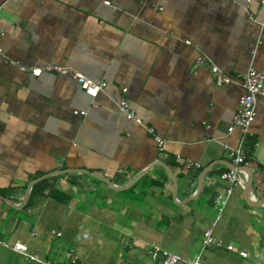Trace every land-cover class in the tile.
Wrapping results in <instances>:
<instances>
[{
  "label": "crops",
  "instance_id": "obj_1",
  "mask_svg": "<svg viewBox=\"0 0 264 264\" xmlns=\"http://www.w3.org/2000/svg\"><path fill=\"white\" fill-rule=\"evenodd\" d=\"M261 1L0 0V194L12 204L0 198V264H42L15 242L39 260L85 264L77 248L90 239L73 243L77 223L108 249L98 264H161L151 244L190 260L208 227L223 246L200 264H264V97L240 183L214 221L232 167L224 146L241 136L228 131L240 77L249 66L264 75ZM52 64L105 86L92 96L67 75L30 73ZM209 64L231 82L216 84ZM121 97L141 123L119 110ZM51 172L25 206L28 184Z\"/></svg>",
  "mask_w": 264,
  "mask_h": 264
},
{
  "label": "built area",
  "instance_id": "obj_2",
  "mask_svg": "<svg viewBox=\"0 0 264 264\" xmlns=\"http://www.w3.org/2000/svg\"><path fill=\"white\" fill-rule=\"evenodd\" d=\"M264 4V0L261 1ZM3 35V30L0 28V36ZM203 60L199 58L196 63L201 64ZM209 68L211 73L214 76L215 82L218 85L221 84H229L231 79L224 75L222 72L219 71L218 67L214 64H209ZM24 70V68H21ZM42 71H51L56 72L61 75H67L74 79L78 84L79 88L86 93L87 95L94 96L95 94L99 93L105 86L104 81L95 82L90 78L86 77L79 71L68 69L67 67H63L60 65L52 64L47 65L43 68L36 67L30 70V73L33 76H38L42 73ZM240 86L243 89V93L238 98V105L237 109L232 117L230 125L228 127V131L233 130L234 128L239 129L240 131V140L236 147H226V152L228 157L231 159L232 167L223 171L220 174V178L227 182V187L224 190V195L218 196L215 199L216 202V210L217 214L215 220H218L223 212L224 206L227 204L229 197L232 193V189L235 185L240 183V175L238 167L244 161V150L243 145L245 139L248 135L250 126L252 125L255 119V101L257 97H264V75L257 71L253 66H249L245 73H243L240 77ZM122 92H126V89L123 88ZM119 110L125 115L127 119L134 120L137 123H141V120L138 119L135 115L134 110L130 107L128 101L121 97L118 103ZM74 114L84 115V111H74ZM146 130L148 133L152 135L153 140L156 143L158 151L163 150L164 140L159 137L153 127L146 126ZM194 166H197L194 164ZM55 235L59 236V232H54ZM203 239L201 244L200 252L194 256V258L187 260L180 257L178 254L170 252L168 250H164L159 248L155 244H151L150 255L152 259L157 258L158 255L161 257V264H200L202 252L209 246L215 247H222L223 244L220 240L213 237L212 234V227H208L203 231ZM4 245L6 243L2 242ZM227 249H232L230 245L226 246ZM12 249L23 254L24 256L28 257L31 260L40 262L42 264H54L49 261L39 260L37 257L28 253L27 247L25 244L21 242H15L12 245ZM241 256H245V252L239 251ZM72 263H75V257L71 260Z\"/></svg>",
  "mask_w": 264,
  "mask_h": 264
},
{
  "label": "rangeland",
  "instance_id": "obj_3",
  "mask_svg": "<svg viewBox=\"0 0 264 264\" xmlns=\"http://www.w3.org/2000/svg\"><path fill=\"white\" fill-rule=\"evenodd\" d=\"M56 227L55 224H50L49 227ZM62 228V229H61ZM60 230H63V227H59ZM71 234L72 236H76L73 238V243H75L76 245L79 244V240H82V242L84 241H88V239H90L89 245L87 248H82V247H78L77 248V254H80L81 256H83V262L85 264H98L100 262V259H102L103 257L105 258H110V255L108 253V249H106L104 247V244L98 239L99 236L96 237H92L90 238L89 235H91L90 233L85 231V227L83 226V224L79 225L78 223L75 224V228H73L71 230ZM69 235V232L65 231L63 232V236L60 238L55 237L54 235L51 236V234L48 235V238L53 242H62L67 238V236ZM89 236V237H87ZM48 239V240H49ZM87 239V240H86ZM72 242V241H71ZM91 244V245H90ZM113 258L114 254L111 256Z\"/></svg>",
  "mask_w": 264,
  "mask_h": 264
},
{
  "label": "water",
  "instance_id": "obj_4",
  "mask_svg": "<svg viewBox=\"0 0 264 264\" xmlns=\"http://www.w3.org/2000/svg\"><path fill=\"white\" fill-rule=\"evenodd\" d=\"M83 171H84L85 173H87V174H90V175L95 176L96 178H98V179H100V180H102V181H105V182H107V183H110V181H108V180L105 179L104 177L98 175L97 173L90 172V171L85 170V169H83ZM58 172H60V171H58ZM52 174H53L52 172H51V173H45V174H43V175H41V176L35 178L34 180H32V181L28 184V186H27V190H26V193H25V198H24V200H27V198H28V196H29L30 188H31V186H32L34 183H36V182H38L39 180H42V179H44V178H46V177L52 175ZM0 198L3 199L4 201L8 202L9 204H11L10 201H9L6 197L2 196L1 194H0ZM11 205H12V204H11Z\"/></svg>",
  "mask_w": 264,
  "mask_h": 264
},
{
  "label": "trees",
  "instance_id": "obj_5",
  "mask_svg": "<svg viewBox=\"0 0 264 264\" xmlns=\"http://www.w3.org/2000/svg\"><path fill=\"white\" fill-rule=\"evenodd\" d=\"M54 177V176H51ZM50 177L48 178H44L36 183H34L31 187L30 190V195L29 198L25 204V206L29 205L31 203L32 197L36 194V193H40L42 191H44L45 188H47L49 186L48 181H49Z\"/></svg>",
  "mask_w": 264,
  "mask_h": 264
}]
</instances>
